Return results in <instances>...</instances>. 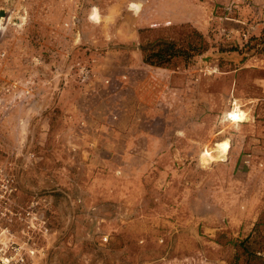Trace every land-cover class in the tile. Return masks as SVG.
<instances>
[{
    "label": "rangeland",
    "instance_id": "1",
    "mask_svg": "<svg viewBox=\"0 0 264 264\" xmlns=\"http://www.w3.org/2000/svg\"><path fill=\"white\" fill-rule=\"evenodd\" d=\"M204 1L0 0V264H264V31Z\"/></svg>",
    "mask_w": 264,
    "mask_h": 264
},
{
    "label": "trees",
    "instance_id": "2",
    "mask_svg": "<svg viewBox=\"0 0 264 264\" xmlns=\"http://www.w3.org/2000/svg\"><path fill=\"white\" fill-rule=\"evenodd\" d=\"M192 34L194 40H185V44H180L176 40L164 36H156L139 44L138 48L142 53V61L149 65L162 66L178 56L189 58L200 54L204 48L203 36L195 29H192Z\"/></svg>",
    "mask_w": 264,
    "mask_h": 264
},
{
    "label": "built area",
    "instance_id": "3",
    "mask_svg": "<svg viewBox=\"0 0 264 264\" xmlns=\"http://www.w3.org/2000/svg\"><path fill=\"white\" fill-rule=\"evenodd\" d=\"M242 0H228L225 4L224 11L222 13V18L225 20L233 21L235 24H238L239 27L236 29V31L239 33L241 39L243 38L245 41L247 39L248 32L254 28V24H251L247 22V20L243 17V14L238 12V4ZM244 1V0H243ZM262 19L264 20V4L262 5ZM14 251H16V248H14ZM6 250L3 249L2 246H0V255H5ZM18 252L15 253L14 260L10 261L6 257L5 260L8 261L5 264H17L18 261L22 262L23 258L17 257Z\"/></svg>",
    "mask_w": 264,
    "mask_h": 264
},
{
    "label": "crops",
    "instance_id": "4",
    "mask_svg": "<svg viewBox=\"0 0 264 264\" xmlns=\"http://www.w3.org/2000/svg\"><path fill=\"white\" fill-rule=\"evenodd\" d=\"M227 1L228 0H206L204 2L209 4V6H210V7L208 6L209 9H214V11H218L219 10V12H223L225 4H226ZM210 3H212V4H210ZM244 4H247L248 6H244ZM263 4H264V0H244L243 1V5L238 4V12L241 13V14H246L247 15L249 13V11H253L254 13H255V11H257V14H258L257 18L260 20L262 18L261 13H262V5ZM131 11H133V10L131 9ZM208 13H209V11H208ZM243 17L247 20V18L244 15H243ZM187 20H192V19L188 18ZM253 22H255V23L257 22V24L255 25V23H253ZM251 24L255 25V27H254L255 33L259 34L261 31H264V29H263V25H264L263 21L258 22V21L252 20ZM246 61H248V58L244 60V63L242 65H245Z\"/></svg>",
    "mask_w": 264,
    "mask_h": 264
},
{
    "label": "bare ground",
    "instance_id": "5",
    "mask_svg": "<svg viewBox=\"0 0 264 264\" xmlns=\"http://www.w3.org/2000/svg\"><path fill=\"white\" fill-rule=\"evenodd\" d=\"M242 114H243V112L239 108L236 107V108H234L231 111L230 116H232V118L234 120L241 121L242 120V116H243ZM227 146H228V144L226 142H220L217 145H215L214 147H212L211 152L206 151V154H208L209 156H213L211 154H212V152H215V151L216 152H220L221 151V154H224V153L227 152L226 151V147ZM210 158L213 159L214 156L210 157Z\"/></svg>",
    "mask_w": 264,
    "mask_h": 264
},
{
    "label": "water",
    "instance_id": "6",
    "mask_svg": "<svg viewBox=\"0 0 264 264\" xmlns=\"http://www.w3.org/2000/svg\"><path fill=\"white\" fill-rule=\"evenodd\" d=\"M1 13H3V11Z\"/></svg>",
    "mask_w": 264,
    "mask_h": 264
}]
</instances>
